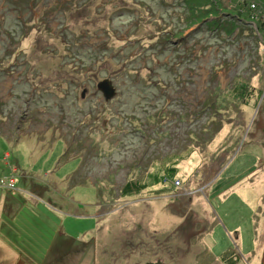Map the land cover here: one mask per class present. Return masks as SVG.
I'll return each instance as SVG.
<instances>
[{"label": "rangeland", "instance_id": "rangeland-1", "mask_svg": "<svg viewBox=\"0 0 264 264\" xmlns=\"http://www.w3.org/2000/svg\"><path fill=\"white\" fill-rule=\"evenodd\" d=\"M196 2L0 0V264H264L261 10Z\"/></svg>", "mask_w": 264, "mask_h": 264}, {"label": "trees", "instance_id": "trees-1", "mask_svg": "<svg viewBox=\"0 0 264 264\" xmlns=\"http://www.w3.org/2000/svg\"><path fill=\"white\" fill-rule=\"evenodd\" d=\"M196 5H193V7L190 9L192 11L193 17L195 20L199 19L198 21L202 20V24L204 26L206 25L207 28L211 31H217V32H229L232 33L237 28V24L243 25V23L247 17L243 15L242 12H248L249 16L254 17V14L261 10V16L259 19L262 23V26L259 27V32L264 33V0H244L240 2V10H236L235 8L228 7V5H224L222 0H196ZM226 10L224 12L225 16H228V18H221L222 16H219V11ZM248 16V17H249ZM211 17V19H208ZM231 20H230V19ZM173 158H177V155H173L170 157V161ZM182 158V157H181ZM175 163H171L174 162ZM170 164L165 165V171L167 173L175 174V170L177 168V160H172ZM165 163V162H163ZM174 171V172H172ZM165 174V173H163ZM156 178L160 179V181H166L168 177L166 175L157 176ZM155 179V177L153 178ZM178 181V179L174 180V182ZM175 184V183H174ZM176 185V184H175ZM128 190H139V183H135L133 181H129L128 183Z\"/></svg>", "mask_w": 264, "mask_h": 264}, {"label": "water", "instance_id": "water-1", "mask_svg": "<svg viewBox=\"0 0 264 264\" xmlns=\"http://www.w3.org/2000/svg\"><path fill=\"white\" fill-rule=\"evenodd\" d=\"M98 89L102 91L107 101L116 96V91L112 85V82L108 79L99 82ZM146 264H161V262H147Z\"/></svg>", "mask_w": 264, "mask_h": 264}, {"label": "built area", "instance_id": "built-area-1", "mask_svg": "<svg viewBox=\"0 0 264 264\" xmlns=\"http://www.w3.org/2000/svg\"><path fill=\"white\" fill-rule=\"evenodd\" d=\"M2 182L4 183L5 180L2 181ZM175 184L180 185V181L178 180L177 182H175ZM9 185H10L11 187L15 185V180H14V178H10V179H9Z\"/></svg>", "mask_w": 264, "mask_h": 264}]
</instances>
